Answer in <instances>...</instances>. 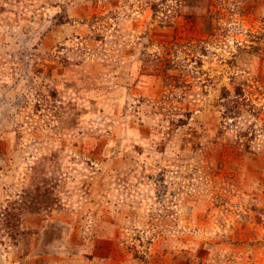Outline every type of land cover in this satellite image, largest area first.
Wrapping results in <instances>:
<instances>
[{
	"label": "rangeland",
	"instance_id": "rangeland-1",
	"mask_svg": "<svg viewBox=\"0 0 264 264\" xmlns=\"http://www.w3.org/2000/svg\"><path fill=\"white\" fill-rule=\"evenodd\" d=\"M34 261L264 264V0H0V264Z\"/></svg>",
	"mask_w": 264,
	"mask_h": 264
},
{
	"label": "crops",
	"instance_id": "crops-1",
	"mask_svg": "<svg viewBox=\"0 0 264 264\" xmlns=\"http://www.w3.org/2000/svg\"><path fill=\"white\" fill-rule=\"evenodd\" d=\"M9 256H10V255H9ZM37 257H38V256H36V255L34 256L33 253H31V254L27 257V259L35 260V259H37ZM9 258L12 259L11 256H10ZM6 262H7V261H6ZM33 264H37V263L34 261Z\"/></svg>",
	"mask_w": 264,
	"mask_h": 264
}]
</instances>
